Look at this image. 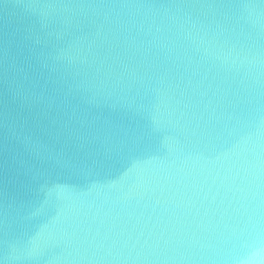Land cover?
Returning <instances> with one entry per match:
<instances>
[{
	"label": "clouds",
	"instance_id": "clouds-1",
	"mask_svg": "<svg viewBox=\"0 0 264 264\" xmlns=\"http://www.w3.org/2000/svg\"><path fill=\"white\" fill-rule=\"evenodd\" d=\"M0 264H264V0H0Z\"/></svg>",
	"mask_w": 264,
	"mask_h": 264
}]
</instances>
